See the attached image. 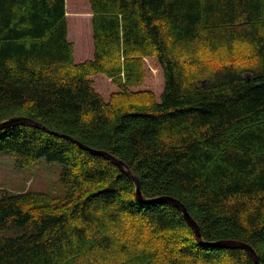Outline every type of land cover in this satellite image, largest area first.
<instances>
[{
	"label": "trees",
	"instance_id": "1",
	"mask_svg": "<svg viewBox=\"0 0 264 264\" xmlns=\"http://www.w3.org/2000/svg\"><path fill=\"white\" fill-rule=\"evenodd\" d=\"M17 117L0 155L70 188L0 193V264H264V0H0Z\"/></svg>",
	"mask_w": 264,
	"mask_h": 264
},
{
	"label": "rangeland",
	"instance_id": "2",
	"mask_svg": "<svg viewBox=\"0 0 264 264\" xmlns=\"http://www.w3.org/2000/svg\"><path fill=\"white\" fill-rule=\"evenodd\" d=\"M242 48H235L239 52ZM247 49L243 48L242 53ZM226 51H230L226 49ZM246 66V64H242ZM60 165L49 163L43 159L37 160L27 167H20L16 161L7 155H0V193H19L32 191L61 198L70 188L60 182ZM130 233L126 235V238ZM177 236L173 238L177 240ZM131 238L128 240L130 241ZM171 240V242H173ZM165 242V240H164Z\"/></svg>",
	"mask_w": 264,
	"mask_h": 264
},
{
	"label": "water",
	"instance_id": "3",
	"mask_svg": "<svg viewBox=\"0 0 264 264\" xmlns=\"http://www.w3.org/2000/svg\"><path fill=\"white\" fill-rule=\"evenodd\" d=\"M14 125L41 127L37 123H35L34 121H32L28 118L17 117V118H13V119H9V120H6L4 122H1L0 128L6 127V126H14ZM97 154L106 157V159L110 160L113 164H115L120 169V171L124 172L128 177L132 178L134 181V184H135L136 195H139L138 182H137L136 178H134L131 175V172L129 171V169L126 167V165L124 163H122L121 161H118L114 157L109 156L105 153H97ZM167 201L171 205L175 206L182 213V215L184 216V219L186 220V222L188 223V225L191 227L192 231L194 232L195 238L197 240H200V234H199L198 227L194 223V221L189 217L184 206L180 202H178L174 199H168ZM220 245L226 249H235V248L243 249L250 256V258L253 261V264H256L255 253L249 246L242 244V243H239V242H236V241H225V242H221Z\"/></svg>",
	"mask_w": 264,
	"mask_h": 264
}]
</instances>
